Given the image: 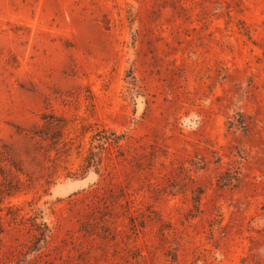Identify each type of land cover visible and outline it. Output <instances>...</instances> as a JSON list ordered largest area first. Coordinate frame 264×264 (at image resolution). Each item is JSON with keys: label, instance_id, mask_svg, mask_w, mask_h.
Wrapping results in <instances>:
<instances>
[{"label": "rangeland", "instance_id": "rangeland-1", "mask_svg": "<svg viewBox=\"0 0 264 264\" xmlns=\"http://www.w3.org/2000/svg\"><path fill=\"white\" fill-rule=\"evenodd\" d=\"M0 264H264V0H0Z\"/></svg>", "mask_w": 264, "mask_h": 264}]
</instances>
